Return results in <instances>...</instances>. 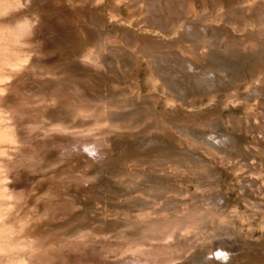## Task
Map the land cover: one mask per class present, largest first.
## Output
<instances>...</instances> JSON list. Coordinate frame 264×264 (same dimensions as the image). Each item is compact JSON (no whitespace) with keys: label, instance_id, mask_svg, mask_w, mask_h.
<instances>
[{"label":"bare ground","instance_id":"6f19581e","mask_svg":"<svg viewBox=\"0 0 264 264\" xmlns=\"http://www.w3.org/2000/svg\"><path fill=\"white\" fill-rule=\"evenodd\" d=\"M23 2L25 7L31 3L34 5L23 13L15 14L14 10L24 6L21 7L20 0H12L0 11V24L6 25L3 30L12 39V47L25 51L36 48L39 52H31L32 55L29 56V53L26 55L27 51L22 50L21 54L27 56L23 61L28 59L34 64L26 66L24 72L29 74L30 80L23 82V88L15 87L17 78H11L12 82L7 78L0 81V126L6 125V131L11 134L9 138H12L11 141L7 140L8 136L0 140V185H4L0 189V245L4 243V250L7 251L6 254H1L0 259L3 258L6 262L5 258H11V264H264V235L255 238L256 225L254 226L257 216L261 213L264 216V82L257 80L263 64L258 57L260 51L256 50L260 45L264 47V37L259 34L263 32L264 35V3L258 5L254 11L256 34L251 31L245 33L242 29L229 30L227 24L232 23L230 16L219 28L218 24L213 25L205 20L204 12L205 16L200 21L194 20L184 30L183 24L176 27L178 35L171 39L167 37V30L174 28L175 21H182L191 2L147 0L152 9L147 16L151 28L139 38L135 29L125 28L127 39L124 37L121 41L124 46H121L119 52L122 57L111 49L119 41L115 34L103 33L100 44H95L92 49L97 54L100 50L112 52L109 54L112 59L107 58V61L122 76H126V73L134 74L132 68L140 64L141 55H144L153 75L165 87H158L154 96L142 97L144 100L138 104H131V100H102L98 101L102 105L92 111L94 106L90 104L88 95L81 90L85 85L83 77L92 80L93 76L97 77L98 74L108 71V65L98 59L100 54H88L81 59V63L91 73L84 71L82 78L75 75L66 79L67 71L58 70L62 62L57 58L67 50L71 36L75 34L76 41L82 40L86 43L87 35L80 37L71 26H68L71 30H64L57 17L40 18L38 12L42 11V5L39 4H45L46 0ZM139 2L140 0H130L132 12L141 8ZM100 10L105 12V8ZM107 17L114 18L112 11L107 10V15L96 13L98 19L93 21H97L99 28H102ZM243 17L246 19L245 15ZM239 20L243 26V19ZM154 24L160 31L153 30ZM210 25L214 26V30L209 29ZM224 29H227L229 37L226 44L221 40L226 39ZM113 38L115 40L111 46L108 43L107 45L105 41ZM143 43L147 49L143 47ZM250 43L254 46L249 53L256 55L255 60L248 58L246 46L248 44L251 47ZM242 62L243 68L248 70V75L252 78V91L247 100L243 101L244 106L246 110L257 107L256 113L252 112L250 116H238V113L234 114L231 110L234 109L235 103L232 104V100L235 99V94L229 89L236 90L241 82L248 80L246 71H239L242 70L241 67L236 66ZM116 65H120V68ZM8 68L20 73L23 66ZM134 77L130 79L135 84L137 82ZM45 78L50 80L46 81ZM65 81H70L79 88L77 92L70 90L76 96L81 99L88 97L66 108L75 116H89L88 121L78 125L86 130L69 132L62 139V134H57L55 142L60 147L58 151L55 143L40 151V145L46 140L39 137L47 134L48 129L42 127L41 123L46 124L49 107L54 109L58 104L62 105L61 98L67 95L63 93V89L68 88ZM3 85H7L6 88ZM54 85L60 92H50L49 87ZM222 88L228 95L225 103H230V125L229 122L225 123L228 119L222 121L224 117L221 110L226 107L225 103L213 111L207 109L203 114L196 108L197 98L202 100L208 96L213 99ZM39 91L42 94H38ZM164 93L173 98L177 106L182 107L158 111L154 103ZM93 102L96 101H92V104ZM142 110L148 115L144 122L153 118L143 128L144 122L132 121ZM27 117L34 119L30 125L25 120ZM156 123L158 125L154 126ZM58 126L64 130L71 129L60 124ZM100 127L103 128L95 134L94 129ZM154 128L160 133H154ZM123 129L138 130L128 134L122 133ZM173 129L177 131L174 132ZM92 131L94 135H90ZM116 137L122 138V143ZM126 137L134 138L139 144L136 150L130 151L125 147ZM150 145L155 148L151 151L155 154H144L142 148ZM48 154H58L64 160L62 163L69 165L75 163L72 162L74 157L91 166L92 163L104 162L103 166L94 169L99 173L106 168L121 166L124 171L115 178L119 184L126 186L128 193L123 194L118 201L122 200V204L127 202L129 208L123 205L112 208L109 212V215L113 212L119 214L121 219L111 222L97 218L102 224L93 227L91 224L96 223V220H91V217L99 216L95 211H80L78 215L75 214V194L69 195L68 192L78 190L84 184L80 181V185H77L79 180L72 176L71 170H65L66 165L61 164V168L52 169L53 165L45 163V156ZM132 157L137 162L134 172L127 166L129 158ZM221 157L223 165L240 175L239 186L235 191L232 188V192H223L219 188L222 168L218 169L217 162ZM96 159L99 160L95 161ZM146 165L151 166L146 168ZM144 175L141 183H135L138 177ZM144 183L149 194L141 188ZM192 183L196 187L194 193H190L191 190L187 187ZM108 186L114 189L118 187L112 183H108ZM88 190L92 193L95 189L88 186ZM231 194L236 195L234 203ZM96 196L97 193L92 199H96ZM241 197L251 208L248 215V212L236 214ZM213 199H218L219 202ZM101 204L96 200L94 205ZM108 207L103 204V208ZM70 216L74 217L68 220ZM84 219H90L91 222L80 226L79 222ZM134 222L137 225H133ZM72 224H75L76 232L70 229ZM112 224L117 225L116 229H108ZM88 227L94 229L89 231L91 234L88 237L96 236L92 239L98 240L96 243H100L102 248L98 249V244L95 245L96 249L92 245L91 247L88 240H85L89 239L87 236L82 239L84 232L88 234ZM116 235L111 241V237ZM94 250L99 252L95 253ZM220 259L222 262H218Z\"/></svg>","mask_w":264,"mask_h":264},{"label":"rangeland","instance_id":"374dc122","mask_svg":"<svg viewBox=\"0 0 264 264\" xmlns=\"http://www.w3.org/2000/svg\"><path fill=\"white\" fill-rule=\"evenodd\" d=\"M11 1L12 0H0V11L4 7L7 6L6 3L7 4H8V2L11 3ZM39 1H41V0H39ZM46 1L47 2L45 4H39L40 6L42 5L41 6L42 11L38 12V15L40 18L45 19L46 17L47 18H53V17L56 18L57 17L56 19L61 23L64 30L69 31L70 28H68V26H71V29L77 31V33L80 37H84V35H87L86 43L82 42V40L76 41L77 38H75V36H74L75 34L73 36H71L70 37V43L67 47V50H64V52L59 56V58H57V60H60L62 62V66H60L58 68V70L67 71V73H65L67 75L66 79H68V78L71 79V78L75 77V75L78 76V78H82V76L84 75L83 74L84 71H89L91 73L90 69L85 67L81 63V59H84L85 56H87L88 54H90L91 56H97L98 54H100L98 59L105 61V63L108 65V69H109L108 71H104L103 72L104 74H102V75L98 74L97 77L93 76L92 80L89 78L83 77L84 80H82V81L85 83V85H83V87H81V90L84 91L83 94L88 95V97L91 101L90 104L94 106V107H92L93 108L92 111H96L97 110L96 107L102 105V103L98 102V101L103 100V101L117 102V101H121V100L123 101L124 100V102H127V101L131 100L132 101V102H130L131 104L132 103L138 104L142 100H144V99H142V97L156 95L155 90H157L158 87H161L164 89L165 84H162L153 75L147 60L144 58L145 57L144 55H141L142 61L140 62V64L138 66H134L132 68L133 71H135L134 74H131V73L127 74L126 73V76H122L118 71H114V69L110 67V64L107 61V58L111 57V56H109V54L111 55L112 52L113 53H119L121 51V49H120L121 46H124V42L121 43V41H123L124 37H125V39H127L126 32L124 30L125 28H131L133 30L135 29L136 31L135 30L134 31H135V34L138 38L141 35L144 36L145 34H147L146 32H149L148 30L151 28V26L148 22L149 18L147 16L152 12V9L149 7L147 0H140L139 3H141V8L136 10V12L131 11L130 0H46ZM189 1L191 2V4H190L191 6L187 10L185 17L182 19V21L181 22L175 21L174 22L175 23L174 28L167 30V34H168L167 37L168 38L175 39L177 37L178 34L175 30L176 27L179 28L180 25L183 24V30H184L187 26L191 25V22H193L194 20L200 21L203 18V16H205L204 12H206L205 13L206 14L205 20L207 22H211V24H213V25L218 24L217 26H219V28L224 23L227 22L228 17L230 16L232 18V23L227 24V26L229 27V30L240 31L242 29V30H245V33H249L250 31L253 34L257 33V24H256L255 19H254V11L256 10L258 5H260L262 2L264 3V0H214V2L212 0H189ZM20 4L22 5L21 7L24 6L23 0H20ZM33 5L34 4L31 3L27 7L24 6L22 9H17L18 10V11L16 10L17 12L14 10L13 13H15V14H19L21 12L23 13L24 11H26V9L29 10L30 8H32ZM39 5H38V7H40ZM101 8H105L104 13L101 12V10H100ZM23 9H25V10H23ZM231 9H232V12L230 11ZM107 10L112 11L114 18L107 17L106 21L102 23L103 24L102 28H99V26H98L99 24L97 23V21L95 22L96 26L95 25L93 26V24H95L93 19L94 20L98 19V18H96V13L100 12V15H103V14L107 15ZM61 11H62V13H61ZM59 14L61 17L59 16ZM63 14L64 15L67 14V15H65V17H64ZM133 14H135V15L133 16ZM244 15L246 16V19L243 17ZM250 16H251V19H250ZM62 17H64L63 21H62ZM239 18L243 19V23H244L243 26L241 25ZM88 21H89V23H87ZM136 23L138 25H136ZM213 25L208 26V27H210L209 28L210 30H214ZM230 25H231V27H230ZM3 28L5 29L6 25L0 24V81H2L5 78H7L9 80H11V78L12 79L17 78L15 82L18 86L16 85L15 87H18L21 89L24 87L23 82L30 80V76L28 77L29 74L24 72L26 70V66L30 67L34 64H32L33 62H31L28 59L26 61H23L27 57V56H23L21 54L23 51H25V49L20 50L17 47H12V39H10V37L4 32ZM216 29H217V27H216ZM98 30H101L102 32L100 31L101 33H99ZM153 30L160 31L159 27H157L156 24L153 25ZM223 31H224L226 39H225V41H224V38H222L221 40L224 42V44H226L229 41V37L227 35L228 31H227V29H224ZM116 32H118V33H116ZM103 33H107L110 35L115 34V35H117V38L119 39V41L118 42L116 41V44L114 46H112L113 47V48H111L112 52L100 50L97 54V52L94 51L92 48L95 46V44H100V42H99L100 39L102 37H104V36H102ZM210 34H211V31H210ZM259 34H260V36L264 37L263 32H259ZM149 35H152V34H149ZM212 36H214V34ZM114 40L115 39L113 38L111 40H106L105 42H106V44L108 43L111 46V43H113ZM79 42H80V45H79ZM251 44H252L251 47H249L248 44H247V46L245 44V46L247 48L244 46L246 48L247 53H249L251 51V49H253L252 47L254 45H253V43H250V45ZM142 45L145 49H147V46L144 43ZM206 47H208V46L206 45ZM31 49L28 48L26 50L27 51L26 55L29 53L28 55L31 56L32 53H36V54L39 53L38 49H36V48H33L35 50H31ZM256 50L260 51L258 57L262 59V64H263V67L261 68V70L259 72V77L257 80L264 82V47H263V45H260L259 47H257ZM127 52H129V50H127ZM119 55H120V57H122V55L120 53H119ZM248 58L250 60L251 59L255 60L256 55L253 53H249ZM111 59L112 58H109V60H111ZM245 61L246 60H244V62ZM244 62H242L240 64H236V66L241 67L242 70H239V71H246V74L248 76V80H246V82H245V80L243 82H241L239 84V87L236 89L237 91L233 90V89H229V91H232V93L234 92V94H235V99L232 100V104H234V103L236 104V105L234 104V109H236V110H234V109H231V110L235 112L234 114L238 113L237 114L238 116H241V115L242 116H244V115L250 116V114L252 112H254V114H255L256 113L255 111L257 109V107H256V108H252L251 110L247 108V110H246V107L244 106V102L247 100L248 94L251 93V91H252V85H251L252 78H251V76L248 75V70L247 69L245 70V67L243 68ZM30 63L32 65H29ZM7 66L8 67L13 66V68L23 66V69L20 70V73H17V72H14L12 69L8 68ZM118 66L120 68V65H118ZM134 76H136V77H134ZM130 77H134L135 82H137V83L134 84L133 81H131ZM46 79L50 80V78H45V80ZM247 81H249V82H247ZM10 82H12V80ZM4 86L6 88L7 85H3V87ZM65 86L68 88L63 89V91H65V92H63V91L62 92L65 93V95L67 94V95H72V96L68 97L66 95L65 97L61 98L62 101L60 103L64 106L58 104L56 106L58 109L57 108L53 109L52 107H49V109H48L49 111L47 110L49 117L46 116V117H48L46 119V124L42 125V123H41L42 127L48 128L46 130L47 134H45L44 136L41 135L39 137V139H43L46 141L40 145L41 146L40 151H42V149H45L46 147H48L54 143H55V146H56L57 151H58V149L60 147H58L57 146L58 143L55 142V140H56L55 136L57 134H62V135H60L61 136L60 139H62L63 136L68 135L69 132L70 133L75 132V131L81 132L85 129V127H81V126L78 127V125H81L80 123H84L83 121H88L89 116H86V115L84 117L81 115L75 116L74 114H72L71 110L66 109V108L70 107L68 105L75 104L76 102L80 103L84 100V98H88V97H82V99H81L79 96H76L73 91H70L73 89L76 92L79 91V88L75 87V85L70 81H65ZM136 86H137V88H136ZM0 88H2V85H0ZM11 90H13V87ZM49 90L51 93L54 92L53 94H55L56 91H59L58 87L55 85H54V87L50 86ZM132 90H134V91H132ZM225 91L226 90L224 88L221 89V91H220L221 93L219 91H217L215 94V97L213 99L212 98L210 99L208 96L204 97L202 100L197 98L196 99V102H197L196 108L198 110H200V114L206 113L205 110H207V109H211L213 111L218 106L222 107L221 105H223L225 103V101H227V98H228V95L226 94ZM40 92L41 91H39L38 94H42ZM72 92H73V94H72ZM109 95H110V97H108ZM42 96L44 98L47 97L46 95H42ZM73 97H75V98H73ZM92 101H96V102H93V104H92ZM238 102H240V103H238ZM0 103H1V100H0ZM225 104H226V107L222 108V110L224 109L225 111L221 110V112H223L222 114L224 117V120H222V121H226L228 119V121L225 122V123H228L230 120V117L228 118V116H229L228 114L230 113L229 112L230 111L229 110L230 103L226 102ZM257 105H258V103H257ZM48 106H51V104L47 105V107ZM154 107L158 111H166V110H169L170 108L179 109L182 106H177L174 99L171 98L168 94L164 93L160 99H158L157 101L155 100ZM220 107H219V109H220ZM130 110H132V109H130ZM180 111H183V110H180ZM147 116L148 115H147L146 111L142 110V111H139V115L134 117V119L132 121L140 120L141 122H144L143 120H144V118L146 119ZM181 117H183V116H181ZM141 118H142V120H141ZM25 120H27V125L28 124L30 125V123H32L34 121L33 117L29 118V119L27 117ZM152 120H153V118L147 119L143 123L142 128L145 126L144 125L145 123L150 124ZM90 121H92V120H90ZM230 123H231V121L228 124L230 125ZM58 124H60L62 126L64 125L65 128H71V129L64 130L62 128H59L60 126H58ZM157 125H158V123H156L154 126H157ZM152 126H153V124H152ZM5 127H6V125L0 126V140L8 136L7 140L11 141L12 138H9V137H11V134H10V132L6 131ZM170 127H171V125H170ZM35 128L37 129V127H35ZM72 128H74V129H72ZM102 128L103 127L94 129L95 132L92 131L90 133V135H94V133L95 134L99 133ZM140 129L141 128H139V130ZM137 130L131 129L130 131H128V129H123V130H121V132L122 133L126 132L128 134H131V133L136 132ZM152 131L154 133H160L155 128L152 129ZM172 131L176 132L177 130L173 129ZM65 132H67V133H65ZM63 133H65V134H63ZM49 135H51V136H49ZM51 137H52V141H51ZM113 138H115V137L113 136ZM116 138L120 139V137H116ZM125 139H127V140H125V141H127L124 144L125 147H127L130 151L136 150V148H137L136 146L138 143L135 141V139L131 138V137H126ZM122 141H123V139L121 138L119 140V143L120 142L122 143ZM1 147H2V145L0 146V148ZM154 149H153V146H151V145L148 147L142 148L143 153L144 154L147 153L148 155L149 154L150 155L155 154L154 152L153 153L151 152ZM78 150H80V149L78 148ZM138 155L139 154H137L136 156L138 157ZM58 156H59L58 154H48L47 156H45V163H48L49 166L53 165L52 169L54 167H58L57 169L61 168L60 167L61 164H62L61 166L66 165L67 169H65V170L66 171L71 170L70 171L71 174L73 173L72 176L77 181L79 180L77 185L80 183V181H81V184H84L82 186L79 184L80 186L78 185L79 186L78 190L73 189L72 191L70 190L68 192L69 195L75 194L74 206L77 207V211L75 214L79 213L80 211H87V212L88 211H95V213L98 214L99 216H97V217L92 216L91 220H93V219L96 220L97 218H102V219L104 218L107 220H111V222H118L121 219V216L119 214L116 215L114 212H113V214L109 215L110 214L109 212L112 210V208L120 207L123 205H126L129 208V205L127 204V202H125V204H122V202H121L122 200L118 201L119 199H121L124 196L123 194L128 193V189H126V186L124 184H119L118 180L115 178V176L120 174L122 171H124V169H122V167L120 166L119 168L118 167L114 168L115 169L114 170L112 167L111 169H108V168H106V170L103 169L99 173L98 171H96L94 169L97 167L103 166L104 162L99 163V164L92 163V166H91L88 164L86 165L84 160L79 159L78 157H74L72 162H75L74 163L75 165L73 163L71 165H69L68 163L67 164L62 163L64 160L60 159ZM98 160L99 159H96L95 161H98ZM128 161H129V163L127 164V166L129 168V170L134 172L135 169L137 168V162L134 161L133 157L129 158ZM222 162H223V158L221 157V159H219L217 162L218 169L222 168L220 170L221 171V179H220L219 184L220 183L221 184L219 185V188L223 192L230 191L232 188H233L232 190L235 191V189L239 186L238 182H239V176L240 175L235 174V172L229 170L226 165L222 164ZM84 165H85V167H84ZM74 166H76V167L74 168ZM150 166L151 165H146L145 167L149 168ZM72 167L74 168L73 170H72ZM86 167H88V168H86ZM80 170H82V171H80ZM157 171L155 170L154 172L158 173ZM94 174H96V175H94ZM78 175H81V176H78ZM88 175H92V176H88ZM147 175H148V173H147ZM135 177H136V175L133 176V179ZM144 177H145V175L138 177L135 180V183H138V184H139V182L141 183ZM84 179H86V180H84ZM133 179H131V180H133ZM106 182L112 183L114 186L116 185L118 187L114 189L113 187L108 186V183H106ZM103 184H105V185H103ZM1 186H2V188L4 187V185H0V189H2ZM88 186H89V188L91 186L95 190L92 193H90L91 190H88ZM187 187L189 188V190H191L190 193L196 192V187H195L194 183L187 185ZM102 188H104V189H102ZM141 188L143 191H145L146 194H149L147 191V186L145 183ZM129 189H131V186L129 187ZM232 190L230 192H232ZM73 191H75V192H73ZM78 192H79V194H78ZM96 193L98 196H96V199H92V197ZM116 196H118V197L116 198ZM231 199H232V202L234 203L236 201V195L231 194ZM96 200L98 202H101L102 204L100 206L94 205ZM214 201L219 202L218 199L214 200ZM239 201H240V204L237 205L238 211L236 212V214L239 215L240 212H248L247 213V215H248L250 213L251 208L243 201L242 197L239 198ZM103 204L108 205L109 207L103 208ZM130 207H132V206H130ZM73 217L72 216L68 217V220L72 219ZM257 217H258L257 221H259V222H257L256 220H255L256 221L255 222L253 220V222L256 223V224L253 223L254 226L256 225L255 226V228H256L255 229V238H261L264 235V216L261 213ZM89 220L90 219H84V220H81L80 222L79 221H77V222H79L80 226H81L84 224H89L91 222V220L90 221ZM242 221H244V220H242ZM95 222L96 223H92L91 225L92 226L94 225L95 227H97L100 224H102L98 220H96ZM138 223H139V221H138ZM74 225L75 224H72V228H70V229H72V230H74V232H76L75 231L76 226H74ZM133 225H137V222H134ZM238 225L241 226V224H238ZM111 227L116 229L117 225L112 224L111 226H108V229H110ZM86 230H88V234L86 235V233L84 232L82 239L85 236H87V238H89V239L85 238V240H88L90 246L92 245L96 249L95 245L100 244V243H96V241H98V240L92 239L96 236H92V238L88 237L91 234V232H89V231H93L94 229H91L88 227ZM86 230H84V231H86ZM116 237H117V235L114 237H111L110 240L113 241L112 238H116ZM71 240H72V238H70V241ZM98 245H97L98 249L102 248V246H100V245L98 246ZM4 249H5V247H4V243H3V245H0V257H2L1 254L7 253V251ZM98 252H99L98 250L95 251V253H98ZM2 259H0V264H11V262H12L11 258L9 260L5 258V261L7 263L4 262V259L3 260ZM218 262H222V260L220 259V260H218ZM236 264H240V263L238 262ZM243 264H246V263L244 262Z\"/></svg>","mask_w":264,"mask_h":264}]
</instances>
